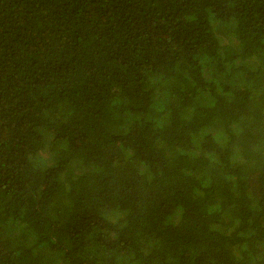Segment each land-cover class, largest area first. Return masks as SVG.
I'll list each match as a JSON object with an SVG mask.
<instances>
[{"label":"trees","instance_id":"trees-1","mask_svg":"<svg viewBox=\"0 0 264 264\" xmlns=\"http://www.w3.org/2000/svg\"><path fill=\"white\" fill-rule=\"evenodd\" d=\"M0 264H264V0H0Z\"/></svg>","mask_w":264,"mask_h":264}]
</instances>
